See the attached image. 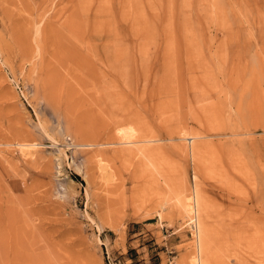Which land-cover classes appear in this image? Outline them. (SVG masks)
<instances>
[{"label":"rangeland","instance_id":"374dc122","mask_svg":"<svg viewBox=\"0 0 264 264\" xmlns=\"http://www.w3.org/2000/svg\"><path fill=\"white\" fill-rule=\"evenodd\" d=\"M194 181L264 264V0H0V264H189Z\"/></svg>","mask_w":264,"mask_h":264},{"label":"bare ground","instance_id":"6f19581e","mask_svg":"<svg viewBox=\"0 0 264 264\" xmlns=\"http://www.w3.org/2000/svg\"><path fill=\"white\" fill-rule=\"evenodd\" d=\"M126 57H128V56H126ZM55 70L56 69L54 67H52V71H55ZM117 71H119V70L117 69ZM79 125L81 127H79V129H78L79 131L78 132H79L81 137H84V138H88L89 137V139H90V138L96 137V135H98V131L95 130L89 123L86 124V123L81 122ZM118 133L122 135L121 136V138H122L121 144H129V143L136 142V141L131 140L130 138H128L126 136V134H125L126 131L124 130V128H119L118 129ZM195 135L188 136L189 138H191L190 142L192 141V138L194 140ZM188 137H186V139ZM19 144L22 147V151L24 152L23 154H26V156H27V154H28L27 151L29 150V148L33 147L36 143L34 144V143H28V142H20ZM90 144H94V145H98V146L102 145V143H90ZM198 149H199V144H195V147L193 146L192 150L198 152ZM127 150H130V149L128 148ZM202 153H203V151H202ZM30 155H31V153H30ZM191 156H192V154H191ZM192 162H193V160H192ZM194 173H195V171H194ZM192 175H193V173H192ZM193 179H195V178H193ZM189 190H192L190 196L180 195V197L178 198L180 206H181V210L182 209L183 210H188L190 212L189 224L194 222V223H196V226H197L196 227V229H197L196 236L193 235V237L197 238L196 239L197 240L196 241L197 245L194 242L195 243L194 244L195 245L194 248H196V246H197V249H196L197 252H195L196 254H191L190 259L188 258L189 264H214L213 263L214 261H213V258H212L213 256H212V252H211V239L208 238V231H207V229H206V227L204 225V220H203V218L201 216V211H200L201 201H200V194L197 191V181L196 182L194 181L193 189H189ZM194 241H195V239H194Z\"/></svg>","mask_w":264,"mask_h":264},{"label":"built area","instance_id":"2783aa9c","mask_svg":"<svg viewBox=\"0 0 264 264\" xmlns=\"http://www.w3.org/2000/svg\"><path fill=\"white\" fill-rule=\"evenodd\" d=\"M191 225H192V228H193V229H196V227H197V226H196V223L193 222V223H191Z\"/></svg>","mask_w":264,"mask_h":264},{"label":"trees","instance_id":"16d2710c","mask_svg":"<svg viewBox=\"0 0 264 264\" xmlns=\"http://www.w3.org/2000/svg\"><path fill=\"white\" fill-rule=\"evenodd\" d=\"M73 177L76 179V180H80V177L78 175H73Z\"/></svg>","mask_w":264,"mask_h":264}]
</instances>
